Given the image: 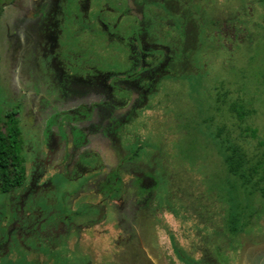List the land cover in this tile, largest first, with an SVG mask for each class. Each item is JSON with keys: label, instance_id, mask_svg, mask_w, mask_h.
I'll return each mask as SVG.
<instances>
[{"label": "flooded vegetation", "instance_id": "af4514ba", "mask_svg": "<svg viewBox=\"0 0 264 264\" xmlns=\"http://www.w3.org/2000/svg\"><path fill=\"white\" fill-rule=\"evenodd\" d=\"M176 6L187 17V0L180 7L176 0H0V11L10 9L8 82L4 87L0 83V103L12 107L0 114V150L6 153V161L0 164V257L11 253L22 264H59V238L68 246L72 231L97 223L104 215L103 202L111 200L122 212L121 261L146 264L140 242L147 239L144 224L151 215L146 204L153 194V168L141 169L145 166L140 154L123 151L118 136L123 137L126 125L137 124L142 112L151 109L149 96L159 84L175 78L182 69L179 65L186 69L190 62L192 50L183 41L188 37L187 22L178 18L177 33ZM68 16L74 22L72 30L78 28L74 32L99 40L100 53L112 46L120 50L118 70L95 66L76 73L66 68L57 23ZM194 24L196 30L202 29ZM234 26L221 24L216 34L222 47L236 38ZM23 60L29 80L18 93ZM210 109L225 112L216 97ZM108 147L117 155L116 164L108 167L113 170L96 173L106 168L105 163L90 160L98 149ZM121 170L129 179L120 178ZM71 171L77 172L65 176ZM59 174L65 185L81 182L68 201L59 199ZM90 183L97 184L101 202H81L84 214L77 215L74 197ZM131 185L135 191L129 193ZM59 205L71 208L70 215L59 216ZM128 251L141 261L125 260Z\"/></svg>", "mask_w": 264, "mask_h": 264}, {"label": "rangeland", "instance_id": "374dc122", "mask_svg": "<svg viewBox=\"0 0 264 264\" xmlns=\"http://www.w3.org/2000/svg\"><path fill=\"white\" fill-rule=\"evenodd\" d=\"M181 1L176 0L179 7ZM187 1L190 2L187 17L176 6L175 26L178 33L180 16L185 24L187 22L185 30L188 37L184 36L183 41L192 50L188 68L183 69L184 65H179L182 69H178L179 74L175 78L162 81L149 96L151 109L142 112V120L137 124L128 123L123 137L118 136L123 151L128 155L140 154L145 166L141 169L150 172L149 169L153 168L150 172L154 178L153 194L146 210L155 209L148 218L153 217L158 223L152 226L148 220L144 224L147 226V239L138 241L145 249L146 264H168L162 255L164 252L172 256L173 264H187L172 251L173 240L179 250L194 259L201 255L195 247L204 243L206 248H218L221 254L216 258H224L227 264H264V198L250 188H240L238 180L228 174L221 156L231 148H240L252 157L264 148L258 144L264 141V0ZM89 15L92 16L91 13ZM194 23L202 25V29L196 30ZM222 23H234L236 34V38L227 40L228 46L223 47L220 36L216 34ZM73 25L70 16L68 20L64 17L60 25L58 18L57 28L61 33L58 45L66 68L74 69L76 73L95 66L109 71L118 70L122 64L120 50L112 46L100 53L99 40L83 35V32H74L78 28L72 30ZM84 50L91 51L85 53ZM16 53L20 59L19 51ZM69 53L71 60L67 57ZM78 66L84 67L80 69ZM18 77L20 86L16 88L21 93V84L29 80L24 60L19 65ZM7 82V77L3 76L1 85L6 86ZM225 92L231 101L243 99L254 102L247 107L249 111L243 121H239L234 113L221 115L210 109L215 97ZM11 109L9 103H0V114ZM250 109L253 110L251 113ZM252 130L256 132L254 136L251 135ZM61 140L65 142L64 135H61ZM92 147L96 149L97 146L94 144ZM98 150L90 161L105 163L106 168L96 170V173H105L114 167L117 155L109 147ZM133 159L135 161V156ZM72 172L65 176L70 177ZM87 176L89 174L82 177ZM60 178L59 174V199L68 201L73 192L80 189L81 182L65 185ZM120 178L129 179L122 170ZM176 187L180 192L185 191L184 198L177 195ZM97 188V184L90 183L83 192L77 193L72 208L77 210L83 201L101 202ZM133 191L134 186L128 192ZM103 203L104 215L97 223L88 229L72 231L68 238L70 252L59 238V264H125L120 254L125 242L118 239L124 226L120 223L122 212L111 200ZM180 204L184 206L182 209ZM159 207L166 211L159 214ZM174 208L180 210L173 216L169 210ZM70 210L59 205V216L70 215ZM236 212H240L241 217L234 225L236 234L230 235L226 221ZM215 229L219 233L213 235ZM168 232H172L173 239L168 237ZM0 258V264H22L15 254L8 253ZM126 258L128 261L135 258L141 261L134 251H128Z\"/></svg>", "mask_w": 264, "mask_h": 264}, {"label": "trees", "instance_id": "16d2710c", "mask_svg": "<svg viewBox=\"0 0 264 264\" xmlns=\"http://www.w3.org/2000/svg\"><path fill=\"white\" fill-rule=\"evenodd\" d=\"M216 98L219 104L224 109V111L227 113L229 112L230 114L234 113L237 116L239 121H243L245 119L244 117L247 115L249 111V108L247 107L250 105V103L251 104L254 103L253 101H250V100L248 102H245V100L243 101V99L231 101L227 92H225L220 97L216 96ZM252 111L253 110H251L250 113ZM255 133H256L255 130L251 131L252 136H254ZM258 144H260V146H264V141H260ZM4 156H6V153H2L0 150V164H3L4 161H6V158H4ZM221 156H222V162L225 164L228 174L230 175V177L234 178L235 180H238L237 182L240 188H250L254 192H258L260 196L264 198V148L262 149V151L259 152V154H256L252 157L247 156L244 153V151L240 148L239 149L231 148L227 152H223ZM179 187L184 189L181 185ZM175 189H177V187ZM184 194H185V191L180 192L179 189H177V195H180L181 198H184L183 196ZM180 207H181L180 209H182L184 206L180 204ZM79 208L76 210L77 213L75 214L77 215L84 214L85 208L84 209L83 208L79 209ZM159 209H162V210H159ZM180 209L176 210L174 208V209H170L169 211L174 216L179 212ZM150 211L154 212L155 209H152ZM164 211H166V209L163 207H159L157 209V212H159V214ZM239 214L240 212L234 213V215L228 216L227 218V221H226L227 226H228L227 229L230 235L236 234L237 232V229L234 228V225L239 219V217H241V214L240 215ZM146 220L147 221L150 220L152 226L158 223V220L154 221L153 217L147 218ZM171 233L168 232V237L173 239V235ZM217 233L219 232L215 229V231L213 232V235ZM157 235L158 234H156V237L158 238ZM136 237H137V234L134 233L133 238L135 239ZM225 238H226V235H225ZM158 244H159V248H161V244L160 243ZM172 245L174 246L172 251L173 252L175 251L176 256L181 261H184L187 264H227V261L224 258L223 259L216 258L217 254L218 255L221 254V251H219L218 248H214V246H212V248L211 247L206 248L207 244H204V243L196 246L195 248L197 249L199 253H201V255H200V258L194 259L192 257L186 256V254L183 251L179 250L178 247L174 245V240H173ZM164 253H162V255L166 257V261L168 262V264H173L172 256L169 253H165V254Z\"/></svg>", "mask_w": 264, "mask_h": 264}, {"label": "crops", "instance_id": "0c3cea01", "mask_svg": "<svg viewBox=\"0 0 264 264\" xmlns=\"http://www.w3.org/2000/svg\"><path fill=\"white\" fill-rule=\"evenodd\" d=\"M1 11V17H0V58H2V63L0 64V82L2 81L3 76H8L7 71V53H8V43L6 38L8 37V33L10 31V17L9 12L10 9L8 7H2ZM6 59V60H5Z\"/></svg>", "mask_w": 264, "mask_h": 264}]
</instances>
